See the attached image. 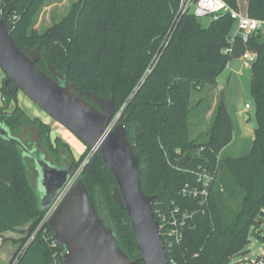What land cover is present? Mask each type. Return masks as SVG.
<instances>
[{"label":"trees","instance_id":"1","mask_svg":"<svg viewBox=\"0 0 264 264\" xmlns=\"http://www.w3.org/2000/svg\"><path fill=\"white\" fill-rule=\"evenodd\" d=\"M223 1L238 10L237 0ZM44 2L1 1L0 12L8 13L6 25L11 38L23 51L38 47L40 60L36 65L43 72L49 73L47 66H52L75 87L105 99L110 97L116 111L121 108L118 122L125 126L137 157L141 190L155 197L152 211L170 202L191 212L198 210L196 200L178 196L183 184L191 181L188 173L177 169V162L185 154L201 157L198 161L187 159L185 169L218 165V181L210 190L207 207L196 213L193 226L187 227L182 241L171 252L177 264H230L233 256L245 254L250 236L264 242L256 232L263 223L264 210V36L252 35L247 42L236 36L230 43L235 22L228 14L209 19L206 27L201 18L186 14L164 43L178 9L177 0H76L65 16L39 32L35 16ZM247 2V15L264 20V0ZM227 48L231 53L226 55ZM244 50L257 55L250 80L257 127L246 155L220 159L234 132L223 93L202 142L192 138L190 132L191 93L205 85L217 86L227 64ZM148 68L152 70L146 74ZM5 80L0 89V124L9 135L35 146L53 165L73 161L79 169L80 163L72 158L68 145L59 137L51 140L48 124L38 117L30 118L17 105L8 112L9 103L16 102L20 90ZM28 161L14 143L0 137V237L28 226L26 233L34 234L33 242L15 264H63L62 254L53 260L49 241L59 252L64 248L55 243L47 223L38 229L45 212ZM80 176L95 207L94 191H100L104 200L101 209L118 246L136 261L140 252L128 214L111 197L117 186L112 172L93 153ZM231 203L237 204L232 220L228 215Z\"/></svg>","mask_w":264,"mask_h":264},{"label":"water","instance_id":"2","mask_svg":"<svg viewBox=\"0 0 264 264\" xmlns=\"http://www.w3.org/2000/svg\"><path fill=\"white\" fill-rule=\"evenodd\" d=\"M7 16V12L0 14V70L6 74L5 82H13L34 105L99 155L117 183L111 197L128 214L140 252L136 261L130 260L118 246L111 225L98 215L85 183L77 179L47 222L55 243L64 248L63 264H168L161 231L151 209L155 197L146 196L141 190L137 157L130 148L125 126L118 122L110 128L116 111L112 98L80 90L52 66H47L49 73L39 69L38 47L24 51L18 48L6 25ZM239 110H244L242 101ZM0 137L14 143L33 162L34 185L38 181L42 188L38 192L35 185L45 212L78 170L76 164L70 161L63 166L53 165L35 146L11 137L1 124ZM189 158L201 159L187 153L177 162L179 170Z\"/></svg>","mask_w":264,"mask_h":264},{"label":"rangeland","instance_id":"3","mask_svg":"<svg viewBox=\"0 0 264 264\" xmlns=\"http://www.w3.org/2000/svg\"><path fill=\"white\" fill-rule=\"evenodd\" d=\"M76 0H45V2L41 5L40 11L35 16V28L39 32H43L52 25L53 20H60L63 16H65L68 11L70 5ZM240 7L239 11L241 13L247 14V2L246 0H239ZM203 25L206 27L210 20L209 18H202ZM155 58L152 59L150 63V67L154 66ZM6 79V74L2 73L0 70V89L3 81ZM251 68L241 66L240 59L238 57L234 58L231 63H229V68L226 69L217 79V86L205 85L201 90H196L191 93L190 98V108H191V118H190V132L192 138H198L200 142L205 140V131H207L214 118V112L216 107L213 109L212 115L210 116V111L212 110V106L214 103V99L220 100V95L223 93L224 99L230 105L232 109V115L234 116L235 112H237V107L242 101L243 104L249 103L250 109L246 110L247 115L250 116V119L245 121L243 115L238 116V120L242 127V131H244L245 139L251 134L257 127V119L255 114V99L252 97L250 93V85H251ZM223 89L220 95L218 94V89ZM1 93H0V107H1ZM21 107L26 115L30 118H39L44 123L48 124L51 128V140L53 141L56 137L61 138V140L66 143L71 152L72 158L75 162H79V169L77 172L76 180L81 177V171L83 166L90 161L93 156L92 151L86 149L85 145L73 134L68 132L64 127H62L58 122L52 120L49 116H47L37 105H34L26 95L20 90L17 93L16 102L9 103L8 112H11L15 106ZM121 111V108L115 111V114ZM209 114V115H208ZM210 116V117H209ZM234 138H238V134L234 136ZM237 140V139H236ZM235 144V143H234ZM231 148H233L231 146ZM233 150V149H232ZM238 156L245 154H237ZM84 156L83 160H80L81 157ZM48 161L49 157L46 156ZM61 163V162H60ZM28 167L32 171L31 179L33 184L35 183V169L32 161H28ZM37 191L40 192L42 188L38 185V181H36ZM94 198L96 199L97 208L101 209L103 206L104 200L101 197V193L98 189L94 191ZM232 212L229 213V219L232 220L234 212L237 204L231 203ZM263 223L260 225L261 227L256 231L260 237H264V217L262 218ZM45 225L44 217L41 219L38 229L42 228ZM28 226H24L22 228H18L15 231H9L5 233L4 236L0 237V264H15L18 256L22 253L24 248L33 242L34 234L29 235L26 233ZM48 245L53 251V260L57 261V256L62 254V251L59 252L58 248H55V244L49 241ZM249 245L244 249L245 254L236 256L234 260L242 259V258H255L259 254L264 251V242H262L256 236H250ZM20 248L19 252L18 249ZM14 252V253H13ZM60 253V254H58Z\"/></svg>","mask_w":264,"mask_h":264},{"label":"built area","instance_id":"4","mask_svg":"<svg viewBox=\"0 0 264 264\" xmlns=\"http://www.w3.org/2000/svg\"><path fill=\"white\" fill-rule=\"evenodd\" d=\"M2 0H0L1 3ZM178 9L173 18V25L165 35L164 43H168L171 39V33L175 29L176 25L180 21V18L186 14H192L197 18H209L217 20L220 16L228 14L235 22V28L230 33L228 41L231 43L236 36L241 38L242 42H247L250 36L261 34L264 36V20L255 19L249 17L247 14L241 13L239 10L232 9L228 3L223 0H177ZM2 15V12H0ZM231 53V49L224 50V54ZM241 66L252 67L257 60L256 53L250 50H244L243 54L239 57ZM228 65V64H227ZM152 68V67H151ZM148 68L146 74L152 69ZM250 109L249 103L244 104V111ZM121 111H118L110 124V128L114 127L119 120ZM91 151V150H90ZM92 153H95L92 151ZM178 169V166H177ZM179 170V169H178ZM191 176V181H187L178 191V196L184 199L196 200L198 210L189 211L187 208L181 209L174 202H170L167 205H158L152 211L158 222L159 229L161 231L162 244L165 247L168 264H177L174 258L171 257L173 248L180 244L183 239V235L187 227L193 226V218L196 213L204 211L209 201V193L212 187L215 186L218 177V165L214 168L198 165L194 168L182 169ZM180 170V171H182ZM78 170L72 175L68 185L59 193L55 198L54 203L48 208L43 217L46 224L51 215L55 211L56 207L62 201V198L74 185L77 177ZM264 217V210L262 211ZM170 254V256H168ZM239 256V255H236ZM236 256H233L230 264H264V251L255 258L234 260ZM169 257V258H168Z\"/></svg>","mask_w":264,"mask_h":264},{"label":"crops","instance_id":"5","mask_svg":"<svg viewBox=\"0 0 264 264\" xmlns=\"http://www.w3.org/2000/svg\"><path fill=\"white\" fill-rule=\"evenodd\" d=\"M247 2V0H246ZM237 3H238V10H239V7H240V3H239V0H237ZM247 6H248V2H247ZM246 6V8H247ZM233 61V59L229 62L231 63ZM229 63L227 65V69L229 68ZM223 91V89H218V94H216V96L220 95V93ZM218 103V99H214V103H213V108L212 110L210 111V116L212 115V112H213V109L216 107ZM226 105H227V110H228V113L229 115H231V118H232V121H233V137H232V140L230 142V144L228 146H226V148H224L220 154H219V158L220 159H223V158H230V157H241V156H244V155H241V156H238L237 154H245L249 152V150L251 149V143H252V139H253V136H254V131H251V134L245 139L244 137V131H242V127L240 126L242 123L241 121L238 120V116L239 115H243L245 121L249 120L250 119V116L247 115L246 113V110L242 111V110H239V105L237 107V112H235L234 116L232 115V109L230 107V105L226 102ZM209 115V114H208ZM209 116V117H210ZM236 133L238 134V138H234V136L236 135ZM235 143V144H234ZM231 146L233 148H231ZM233 149V150H232ZM14 253V252H13Z\"/></svg>","mask_w":264,"mask_h":264},{"label":"flooded vegetation","instance_id":"6","mask_svg":"<svg viewBox=\"0 0 264 264\" xmlns=\"http://www.w3.org/2000/svg\"><path fill=\"white\" fill-rule=\"evenodd\" d=\"M66 164H68V163H66ZM96 210L98 212V215H100L102 218H105V220H106V215L103 214V209H99L96 206Z\"/></svg>","mask_w":264,"mask_h":264}]
</instances>
